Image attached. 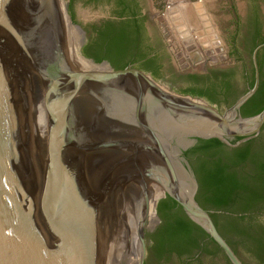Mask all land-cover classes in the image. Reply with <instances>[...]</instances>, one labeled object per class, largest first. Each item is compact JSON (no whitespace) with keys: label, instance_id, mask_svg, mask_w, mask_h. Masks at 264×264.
<instances>
[{"label":"water","instance_id":"95a60500","mask_svg":"<svg viewBox=\"0 0 264 264\" xmlns=\"http://www.w3.org/2000/svg\"><path fill=\"white\" fill-rule=\"evenodd\" d=\"M69 23L97 68L53 43L44 0H0V264H122L135 236L145 264L146 234L169 208L244 264L188 178L244 160L264 107L238 110L258 88L264 43L254 85L220 113L143 70L96 63Z\"/></svg>","mask_w":264,"mask_h":264},{"label":"flooded vegetation","instance_id":"af4514ba","mask_svg":"<svg viewBox=\"0 0 264 264\" xmlns=\"http://www.w3.org/2000/svg\"><path fill=\"white\" fill-rule=\"evenodd\" d=\"M95 1L100 4L98 7L107 8L109 15L95 21L90 29L81 25L85 31L82 52L84 46L92 47L100 40L118 45L124 61H131L125 67L143 70L171 92L205 101L220 113L234 106L254 85L256 72L253 53L257 46L264 43V0H232L231 5H223L224 0L217 1L212 9L207 7V21L201 22L198 28L182 24L178 14L172 12L179 23L177 27L166 26V29L160 19L165 16V6L153 12L149 0ZM74 41L78 46L79 41L76 38ZM70 47L74 51L72 42ZM256 58L259 84L254 94L239 107L238 116L241 118H246L242 114L243 108L254 109L264 104V46L258 48ZM103 61H108L117 69L109 60ZM167 73L179 77L181 85L168 87L164 79ZM216 170H223L225 175L232 176L238 183V193L232 195L233 202L244 208L250 195L254 196L253 212H244L239 208V212L233 216L244 215L237 217L247 222L244 226H248L252 220L254 231L263 233L264 123L254 134L244 160L237 166L215 164L203 171ZM188 182L199 203L197 197L206 194L199 173L189 177ZM222 212L225 211L209 213L211 216L228 214ZM155 215L158 227L161 217L159 213Z\"/></svg>","mask_w":264,"mask_h":264},{"label":"trees","instance_id":"16d2710c","mask_svg":"<svg viewBox=\"0 0 264 264\" xmlns=\"http://www.w3.org/2000/svg\"><path fill=\"white\" fill-rule=\"evenodd\" d=\"M83 52L87 57L94 59L96 63H101L107 59L117 69H122L131 63V61H124L123 53L118 45H113L104 40H100L99 44L95 43L92 47L84 46ZM262 107L264 104L254 109L243 108L242 114L248 117ZM199 175L206 194H201L197 199L206 210L238 213V209L241 208L244 212H253L255 204H253L254 196L252 194L249 197V202L245 203V206L242 205L244 208L240 206L241 204L232 201V195L238 193L236 192L238 183L232 176L225 175L223 170L206 173L201 171ZM159 214L161 224L153 233L146 234L148 253L154 254L155 258L169 261L177 257L182 264H192L195 258L200 256L198 252L205 250L209 245L224 254L214 239L201 226L192 221L182 208H169ZM233 215L212 214V217L216 221L220 233L232 248L233 243L227 238L228 234L234 238L236 244L246 245L253 254L263 259L264 232H257V234L254 231L252 220L248 226H244L247 222L237 218L239 216L234 217ZM227 259L232 264L228 257Z\"/></svg>","mask_w":264,"mask_h":264},{"label":"rangeland","instance_id":"374dc122","mask_svg":"<svg viewBox=\"0 0 264 264\" xmlns=\"http://www.w3.org/2000/svg\"><path fill=\"white\" fill-rule=\"evenodd\" d=\"M217 1L219 2L220 0H149V6L153 12L160 11L161 8L165 6V16L160 18L161 22H164L165 29L166 26L177 27L179 22L186 24V26L198 28L202 25L201 22L205 23L207 21V7L209 6V8L212 9ZM223 2V5H231L232 0L230 2L229 0H224ZM53 4L56 14L54 15L55 19L48 24L49 28L47 29L50 30L49 36L56 46L57 44L55 41H60L63 51L68 54L71 42L72 45H74V52L76 54L78 53V48L76 50L75 44H73L75 42V35L80 36L81 39V33L77 30H75L76 32L71 30L69 19H71L74 24L83 25L90 29L95 21H100L109 15V10L106 8L108 10L107 11L104 7H98L100 4H98L95 0H54ZM106 5L108 6V4ZM172 12L178 14L179 22H177L178 20L176 18L174 19ZM60 17L65 20L62 21ZM230 18L232 20L233 15H231ZM65 34H67V36ZM173 55L174 53L171 55L172 59ZM164 79L167 86H170V88L181 85L179 77L172 75V73H167L164 76ZM245 86L246 84L243 85V87ZM136 237L137 236L133 237L126 246L122 264H137L140 255V244L137 242ZM227 238L232 241L235 252L244 264H264V259H260L253 254L246 245L236 244L234 238L231 237L230 234L227 235ZM198 253L200 256H197L192 264H230L225 254L215 250L213 246L209 245L205 250L199 251ZM146 262L147 264H182L181 260L177 257H174L169 261L165 259L159 260L158 258H155L152 253H147L145 263Z\"/></svg>","mask_w":264,"mask_h":264},{"label":"bare ground","instance_id":"6f19581e","mask_svg":"<svg viewBox=\"0 0 264 264\" xmlns=\"http://www.w3.org/2000/svg\"><path fill=\"white\" fill-rule=\"evenodd\" d=\"M53 1L54 0H44V5H45V28L49 34V31L47 28L48 27V24H50V22H52L55 17L54 15L56 14L55 12V7H54V4H53ZM60 8V7H58ZM59 10V9H58ZM61 10V9H60ZM63 12V11H62ZM60 14V13H59ZM63 14V13H62ZM61 16V15H60ZM62 19V17H60ZM66 18V17H65ZM65 20V19H64ZM62 19V21H64ZM67 20V18H66ZM57 21V20H56ZM61 22V21H60ZM62 24V23H61ZM57 26V25H56ZM64 26V25H63ZM65 26H66V22H65ZM71 30L73 32H76L75 30L78 31V29H76L75 27L71 26ZM59 31V30H58ZM67 31V30H66ZM79 32V31H78ZM54 33V32H53ZM59 33V32H58ZM80 33V32H79ZM67 36V34H65ZM60 38V37H59ZM75 38L79 41V44H80V36L78 35H75ZM54 39V38H53ZM59 41H55V43L57 44ZM74 42V41H73ZM70 43V42H69ZM73 44H75V49L77 50V44L74 42ZM79 46V45H78ZM69 54L74 56L76 59H78L80 62H82L83 64L87 65L89 68H97L95 65H93L89 60L83 58L79 53H77V55L74 53L73 49L70 47V50H69ZM101 69H105L106 66L105 65H102L100 66ZM189 183V182H188ZM190 185V184H189ZM191 187V186H190Z\"/></svg>","mask_w":264,"mask_h":264}]
</instances>
